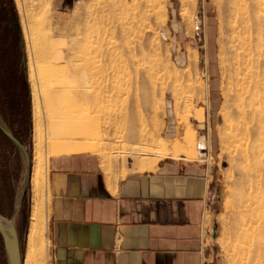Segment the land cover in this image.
<instances>
[{
  "label": "rangeland",
  "instance_id": "374dc122",
  "mask_svg": "<svg viewBox=\"0 0 264 264\" xmlns=\"http://www.w3.org/2000/svg\"><path fill=\"white\" fill-rule=\"evenodd\" d=\"M24 4L29 14H47L51 24L42 27L62 36L66 53L67 43L73 44L72 38L77 36L87 52L91 51L95 97L85 100V106L68 98L58 104L50 95L57 85L42 83L36 76L32 80L27 58L26 66H22L23 51L27 57L22 29ZM65 10L59 13L51 0H0V118L27 149L31 165L36 106L49 170L53 156L86 154L96 157L105 173L113 171L117 177H124L135 170L137 153L127 121H123L130 114L139 122L138 142L141 139L157 151L163 149L162 157L186 152L210 164L211 208L207 221L211 232H206V243L213 253V264H240L236 228L240 198L250 189L245 188L249 181L229 139L233 123L229 109L231 1L79 0ZM76 28H80V34ZM123 34L131 40L127 44ZM140 36H145L146 50L141 65H136L133 58L129 66H122L130 55L124 47L133 48ZM255 57L264 91V46ZM62 65L67 66V62L62 61ZM149 69L153 79L147 77ZM205 86L207 91L202 94ZM188 127L194 132L191 144L183 139ZM127 138L131 140L125 141ZM25 170L22 151L0 128V212L7 217L13 215ZM32 194L30 183L16 220L23 264ZM44 202L47 219L42 250L44 262L49 264L48 182ZM0 264H8L1 233Z\"/></svg>",
  "mask_w": 264,
  "mask_h": 264
},
{
  "label": "crops",
  "instance_id": "0c3cea01",
  "mask_svg": "<svg viewBox=\"0 0 264 264\" xmlns=\"http://www.w3.org/2000/svg\"><path fill=\"white\" fill-rule=\"evenodd\" d=\"M78 1L51 3L63 13ZM156 168L112 185L94 156H53L49 264H213L205 238L210 164L185 152L163 156Z\"/></svg>",
  "mask_w": 264,
  "mask_h": 264
},
{
  "label": "bare ground",
  "instance_id": "6f19581e",
  "mask_svg": "<svg viewBox=\"0 0 264 264\" xmlns=\"http://www.w3.org/2000/svg\"><path fill=\"white\" fill-rule=\"evenodd\" d=\"M230 1L231 19L228 30L232 49L229 88L232 105L229 109H231L230 118L233 123L229 127L231 129L229 139L233 142L232 147L239 155L241 167L249 181L247 183L249 187L245 188L250 189L247 195L242 193L240 198V213L236 228L237 254L240 264H261V258H264V193L260 191L264 190V91L262 90L263 82L258 75L255 56L261 52L264 46V0ZM27 7L26 4L22 7V29L26 42L28 69L32 80L36 76L42 83L56 84L57 87L49 92L58 101V104L65 102L64 98H68L69 102L73 101L80 106H85V100H92L95 97V74L93 72L95 60L91 51L87 52L78 36H72L74 37L72 38L73 44L67 43L68 52L66 53L63 49L62 36H56L51 30L43 29L45 24H51V19L47 14L45 12L39 15L29 14ZM76 32L80 34V28H76ZM123 36L128 40L125 34ZM144 37L140 36L137 45L133 48L124 47L130 55L122 66H129L131 61L133 62V58L136 65H141L146 53ZM129 41L131 40L126 41V44ZM123 59L121 60L124 62ZM62 61L63 64L66 61L67 66H63ZM122 66L120 65V67ZM144 71L146 72V69ZM147 71L149 72L147 77L153 79L152 69ZM135 73V77L138 78L140 76L138 70H135ZM206 88V86L202 87V94L205 90L207 91ZM129 116L127 115L126 120L123 121H127V128L131 132L132 141H134V150L137 152L134 157V171L157 169L163 149L159 147L160 151H157L153 148L154 145L146 144L141 139L138 142V130L140 131V129L136 125L137 118L133 115L136 118L134 120ZM38 117L39 111L35 106L34 118L37 127L29 181L32 186L33 205L24 264H45L42 246L45 220L47 219L44 193L48 182L49 157L44 153ZM228 120H230L229 117ZM193 138L194 132L188 127L183 139L191 144ZM129 139L127 138L125 141L129 142L131 140ZM128 156L134 155L129 153ZM117 175L113 171L107 172L110 184L114 185L121 178ZM9 261L10 264H14L11 251Z\"/></svg>",
  "mask_w": 264,
  "mask_h": 264
},
{
  "label": "water",
  "instance_id": "95a60500",
  "mask_svg": "<svg viewBox=\"0 0 264 264\" xmlns=\"http://www.w3.org/2000/svg\"><path fill=\"white\" fill-rule=\"evenodd\" d=\"M20 47L23 51L24 41H20ZM22 66H26V53L22 52ZM0 128L1 130L20 148L23 153L25 160V178L23 184L21 186L15 209L13 215L11 217H7L0 212V233L4 239L5 248L7 251L8 264L9 261V253L11 251L13 255L14 264H22V248L17 228V216L22 206L23 200L25 198L27 189L29 187V181L31 177V160L29 153L25 146L21 143V141L7 128L3 120L0 118Z\"/></svg>",
  "mask_w": 264,
  "mask_h": 264
}]
</instances>
